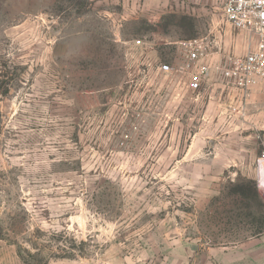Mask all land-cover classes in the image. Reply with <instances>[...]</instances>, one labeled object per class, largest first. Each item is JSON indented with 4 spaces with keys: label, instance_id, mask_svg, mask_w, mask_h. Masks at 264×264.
<instances>
[{
    "label": "rangeland",
    "instance_id": "rangeland-1",
    "mask_svg": "<svg viewBox=\"0 0 264 264\" xmlns=\"http://www.w3.org/2000/svg\"><path fill=\"white\" fill-rule=\"evenodd\" d=\"M225 2L0 0V264H224L264 237V82L223 77L248 46Z\"/></svg>",
    "mask_w": 264,
    "mask_h": 264
},
{
    "label": "built area",
    "instance_id": "built-area-1",
    "mask_svg": "<svg viewBox=\"0 0 264 264\" xmlns=\"http://www.w3.org/2000/svg\"><path fill=\"white\" fill-rule=\"evenodd\" d=\"M222 16L232 28L247 36L246 53L229 56L222 70L223 77L245 95L254 85L264 82V0H226ZM187 47L189 64L193 67L189 89L197 92L211 73L210 45L196 40ZM168 69L169 66H164V70ZM261 163L264 166V151Z\"/></svg>",
    "mask_w": 264,
    "mask_h": 264
},
{
    "label": "crops",
    "instance_id": "crops-1",
    "mask_svg": "<svg viewBox=\"0 0 264 264\" xmlns=\"http://www.w3.org/2000/svg\"><path fill=\"white\" fill-rule=\"evenodd\" d=\"M264 238V237H263ZM261 238L259 241L249 244L248 253L243 256H234L233 261L224 264H264V240ZM244 260L240 263V260ZM221 264V263H220Z\"/></svg>",
    "mask_w": 264,
    "mask_h": 264
}]
</instances>
